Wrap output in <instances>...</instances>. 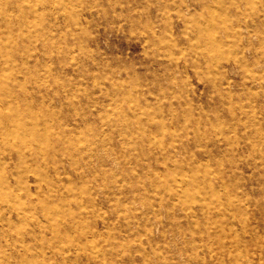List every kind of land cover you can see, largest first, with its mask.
Returning a JSON list of instances; mask_svg holds the SVG:
<instances>
[{
  "label": "rangeland",
  "instance_id": "obj_1",
  "mask_svg": "<svg viewBox=\"0 0 264 264\" xmlns=\"http://www.w3.org/2000/svg\"><path fill=\"white\" fill-rule=\"evenodd\" d=\"M0 105V264H264V0H0Z\"/></svg>",
  "mask_w": 264,
  "mask_h": 264
},
{
  "label": "bare ground",
  "instance_id": "obj_2",
  "mask_svg": "<svg viewBox=\"0 0 264 264\" xmlns=\"http://www.w3.org/2000/svg\"><path fill=\"white\" fill-rule=\"evenodd\" d=\"M51 2V1H50ZM208 3V2H207ZM66 4V3H65ZM52 7V6H51ZM148 105V104H147ZM1 106V105H0ZM2 109V108H1ZM0 109V110H1ZM146 112V111H145ZM1 113V112H0ZM142 113V112H141ZM160 113V112H159ZM1 117H2V113H1ZM6 119V118H5ZM4 118H3V120H5ZM5 122H7V121H5ZM9 123V122H8ZM4 124H6V123H4ZM9 125V124H8ZM5 127V126H4ZM7 127V126H6ZM6 129V128H5ZM7 130H8V128H7ZM148 134V133H147ZM152 136V135H151ZM83 148V147H82ZM158 148V147H157ZM21 158V157H20ZM30 162V161H29ZM32 165V164H31ZM25 167H26V165H25ZM160 168V167H159ZM157 171V170H156ZM13 173V172H12ZM165 174V173H164ZM107 177V176H106ZM6 180V179H5ZM4 180V181H5ZM184 181V180H183ZM182 181V182H183ZM181 182V183H182ZM221 182V181H220ZM151 183V182H150ZM183 184H185L184 182H183ZM179 186V185H178ZM6 187H8L7 185L5 186V188ZM3 192V191H2ZM9 192V191H8ZM11 192V191H10ZM164 192V191H163ZM174 193H176V192H174ZM174 193H172V194H174ZM11 194V193H10ZM170 197V196H169ZM11 199V198H10ZM226 200V199H225ZM204 203V202H203ZM131 206V205H130ZM214 206H216V205H214ZM182 207V206H181ZM186 208V207H185ZM5 209V208H4ZM205 210V209H204ZM218 210V209H217ZM216 210V211H217ZM163 213V212H162ZM68 214V213H67ZM167 214V213H166ZM54 216H57V223H56V221L54 220V226H55V230H56V232H59V228H60V226H61V223H60V220L58 219V215H59V211H58V213H55V214H53ZM60 216V215H59ZM230 220V219H229ZM73 221V220H72ZM106 222V221H105ZM210 222V221H209ZM68 223V222H67ZM103 223V222H102ZM211 223V222H210ZM70 224V223H69ZM104 224V223H103ZM63 225H65V224H63ZM65 227H66V225H65ZM212 227V226H211ZM61 228H62V226H61ZM204 228V227H203ZM213 228V227H212ZM61 230V229H60ZM62 231V230H61ZM160 231V230H159ZM238 231V230H237ZM56 235H57V233H56ZM52 236V235H51ZM58 237V236H57ZM81 238V237H80ZM50 239V238H49ZM48 239V240H49ZM55 240H53V241H51V242H54ZM58 241V240H57ZM57 241H56V243H57ZM48 243V242H47ZM50 245H52V244H50ZM30 246V245H29ZM60 246V245H59ZM52 247H55L54 245H52ZM56 247H58V246H56ZM65 247H66V245H65ZM243 247V246H242ZM42 248V247H41ZM48 248H49V250L51 249V251L53 252L54 251V249L53 248H51V246H48ZM58 248H61V247H58ZM67 248V247H66ZM43 249V248H42ZM90 249V248H89ZM243 249V248H242ZM18 250V249H17ZM34 250V249H33ZM36 250V249H35ZM61 250V249H60ZM28 251V250H27ZM243 251V250H242ZM24 254H25V252H23ZM33 253H34V251H33ZM221 253V252H220ZM35 254V253H34ZM27 255V254H26ZM46 255V254H45ZM27 257V256H26ZM25 257V258H26ZM24 258V259H25ZM69 260V259H68ZM2 261V260H1ZM52 261V260H51ZM57 261V260H56ZM24 262V261H23ZM22 262V263H23ZM16 263H17V261H16ZM60 264V263H59Z\"/></svg>",
  "mask_w": 264,
  "mask_h": 264
}]
</instances>
